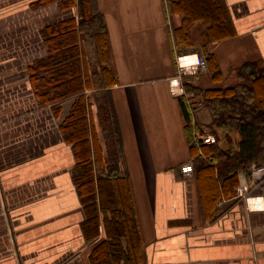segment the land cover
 I'll return each mask as SVG.
<instances>
[{
	"label": "crops",
	"instance_id": "obj_1",
	"mask_svg": "<svg viewBox=\"0 0 264 264\" xmlns=\"http://www.w3.org/2000/svg\"><path fill=\"white\" fill-rule=\"evenodd\" d=\"M91 4L104 17V64L95 40L77 29L78 0H0V264H90L94 247L109 239L108 222L127 210L122 188L131 198L140 264H264V206L250 208L244 199L264 203V164L250 163L233 195L204 205L195 175L180 171L191 156L182 101L190 122L206 129L212 116L204 90L246 86L264 106V0ZM66 20L78 31L69 43L79 47L72 86L59 51L67 32L50 41L53 35H43ZM55 45L65 79L53 88L39 63ZM192 52L206 64L180 69L176 55ZM78 103L71 120L84 128L68 141L60 121ZM102 103L118 139L102 125ZM229 137L237 147L239 133ZM219 144L226 148L225 135ZM84 159L91 181L82 189ZM120 243L126 247L127 238Z\"/></svg>",
	"mask_w": 264,
	"mask_h": 264
},
{
	"label": "trees",
	"instance_id": "obj_2",
	"mask_svg": "<svg viewBox=\"0 0 264 264\" xmlns=\"http://www.w3.org/2000/svg\"><path fill=\"white\" fill-rule=\"evenodd\" d=\"M54 1H57L59 6L74 3V0H43V2L48 3ZM78 6L81 17L77 29L87 41L95 40L92 41V44L97 52L99 62L104 64V57L107 54V35L103 14L93 9L91 0H78ZM75 25V21L66 20L64 25L55 24L52 28L43 31L44 36L53 35L47 38L49 41L53 39L52 37L55 39L57 35L61 37L63 33L67 32L64 39L67 45L63 48L59 47V51H61L60 55L62 60L65 58L63 63L66 66L65 68L69 70L65 74V78L67 77L72 81V83L70 82L71 86L74 83V67L76 65L79 66L78 62L76 63L77 60H73V56L77 55L79 47L76 43L69 44L71 38L78 32L75 30ZM57 45L53 47V54L50 53L47 59L39 63V67L42 70L50 73V78L46 79V81L43 80L44 85L47 86L50 84L53 88L59 85L61 86V83H58L65 79H63L62 72L58 73L57 64L62 60H58ZM63 49H65L64 53ZM102 68L106 69V65ZM76 78L77 75L75 76ZM69 87L68 89H63V91L62 89L54 91L55 97L60 98L68 94L71 91ZM202 93L204 103L212 116L208 129L215 137L214 143L206 144L202 142L200 136L205 135L206 132H203L202 129V131L199 130L194 125L196 123L192 124L190 122L189 110L183 101L182 109L187 120V140L191 156H194L196 148L206 156V160L199 164L190 160L193 165V174L199 186L202 204L204 205L209 202L215 203L223 196L233 195L234 188L239 182V173L244 172L245 175H248L250 163L253 162L257 167L264 164V106L261 99L251 98L246 86L241 87V90L238 88L207 89ZM99 107L102 125L114 132V136L118 139L116 124L114 123L113 127L109 124L110 116H112L110 114V108L103 103ZM81 108V103H78L77 107L74 106V108L70 109V112L65 118L71 116L69 120L71 122L74 113L79 114L78 112H80ZM82 128H84L83 123L78 128L79 135L82 132ZM234 132L239 133L240 136L237 147L232 144L229 137ZM221 134L227 138L228 145L226 148H223L219 144ZM84 162V178L85 182L89 183L91 181L89 165L87 160L84 159ZM122 189V194H120L127 210H122V220L112 219L113 221L108 222L111 225L107 229V237L109 239L101 241L94 247L89 256L90 264H140V250L136 249L137 247L140 248V236L133 218L131 198L125 191L126 189ZM122 189L120 188V190ZM85 190L87 191L84 196L86 197V201H88L90 197L88 193L89 188L87 187ZM106 192L109 194V187L103 182L102 194L104 195ZM102 202H104V199H102ZM91 218V220L94 219L93 216ZM114 226L117 227L116 231L113 229ZM121 236L127 238L126 247H122L120 243Z\"/></svg>",
	"mask_w": 264,
	"mask_h": 264
},
{
	"label": "built area",
	"instance_id": "obj_3",
	"mask_svg": "<svg viewBox=\"0 0 264 264\" xmlns=\"http://www.w3.org/2000/svg\"><path fill=\"white\" fill-rule=\"evenodd\" d=\"M176 64L177 66L182 69L185 67H191V66H204L206 64V61L203 57H200L197 53H180L176 55ZM203 143L210 144L215 142V137L211 132H206L205 135L200 136ZM180 171L183 175H191L193 173V165L191 161L185 162L180 166ZM242 187L239 188V194L242 193ZM253 199L257 201L258 203L261 202V205H264L263 200H261V197L257 196H244V199L247 203V200ZM263 207V206H262Z\"/></svg>",
	"mask_w": 264,
	"mask_h": 264
},
{
	"label": "rangeland",
	"instance_id": "obj_4",
	"mask_svg": "<svg viewBox=\"0 0 264 264\" xmlns=\"http://www.w3.org/2000/svg\"><path fill=\"white\" fill-rule=\"evenodd\" d=\"M39 3H40V1H39ZM70 96V95H69ZM67 97V96H66ZM57 105H58V103H57ZM59 108V107H58ZM57 106L55 105L54 106V112L55 113H57ZM77 114V113H76ZM75 114V115H76ZM77 116V115H76ZM71 117V116H70ZM70 117L68 118H65V119H63L62 118V120L60 121V124L62 125V131L65 133V135H66V140H68V141H72L73 139H76V138H79V136L78 135H76V133L74 134V132H76V131H78V128H79V125H80V123H81V121L78 119V117H75L74 118V121H72L71 120V122H69V120H70ZM69 122V123H68ZM192 124H194V123H192ZM211 124V122L209 123V124H207V125H210ZM199 130H203V132H208L209 131V129L207 128H204V127H200V125L199 124H194ZM190 126H191V124H190ZM188 130H189V128H188ZM201 130V131H202ZM70 132H72V133H70ZM78 133V132H77ZM81 137V136H80ZM77 140V139H76ZM261 147H263V145H261ZM195 148H196V146H195ZM196 150V152H194V156H190V160H193V161H195L197 164H199V163H201L202 161H204V160H206V156L198 149V148H196L195 149ZM81 171L83 172V174H82V176H81V187H82V189L84 188L83 187V185L85 186V178H82V177H84L85 175H84V171H85V168H84V162L83 161H81ZM84 179V180H83ZM211 187H212V185H210ZM86 189V188H85ZM206 191H208V190H206ZM90 212V210L88 209L87 210V213H88V220H87V223H88V221H89V223H91V222H93V220H91L92 218H91V216L89 217V215H91V213H89ZM91 221V222H90ZM113 229H114V231H116L117 230V227L116 226H114L113 227Z\"/></svg>",
	"mask_w": 264,
	"mask_h": 264
},
{
	"label": "bare ground",
	"instance_id": "obj_5",
	"mask_svg": "<svg viewBox=\"0 0 264 264\" xmlns=\"http://www.w3.org/2000/svg\"><path fill=\"white\" fill-rule=\"evenodd\" d=\"M247 204H248V207H250V208H258V207L264 206V205H261V202L258 203L257 201H255L251 198L249 200H247Z\"/></svg>",
	"mask_w": 264,
	"mask_h": 264
}]
</instances>
